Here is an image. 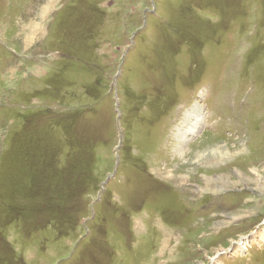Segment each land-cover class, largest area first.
<instances>
[{
  "label": "rangeland",
  "instance_id": "rangeland-1",
  "mask_svg": "<svg viewBox=\"0 0 264 264\" xmlns=\"http://www.w3.org/2000/svg\"><path fill=\"white\" fill-rule=\"evenodd\" d=\"M0 264H264V0H0Z\"/></svg>",
  "mask_w": 264,
  "mask_h": 264
},
{
  "label": "bare ground",
  "instance_id": "bare-ground-1",
  "mask_svg": "<svg viewBox=\"0 0 264 264\" xmlns=\"http://www.w3.org/2000/svg\"><path fill=\"white\" fill-rule=\"evenodd\" d=\"M194 113L195 112H192L191 114H190V116L189 117H192L193 119L192 120H198V118H199V114H196V115H194ZM196 122H198V121H196ZM196 126L195 125H190L189 126V128H188V131H191L192 129H194Z\"/></svg>",
  "mask_w": 264,
  "mask_h": 264
}]
</instances>
